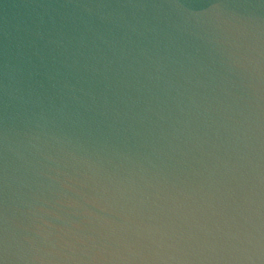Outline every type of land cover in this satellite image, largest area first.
<instances>
[{"label":"water","instance_id":"obj_1","mask_svg":"<svg viewBox=\"0 0 264 264\" xmlns=\"http://www.w3.org/2000/svg\"><path fill=\"white\" fill-rule=\"evenodd\" d=\"M0 264H264V0H0Z\"/></svg>","mask_w":264,"mask_h":264}]
</instances>
